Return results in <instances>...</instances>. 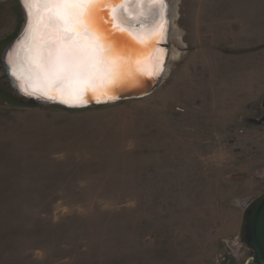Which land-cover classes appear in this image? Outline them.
<instances>
[{"label":"rangeland","instance_id":"rangeland-1","mask_svg":"<svg viewBox=\"0 0 264 264\" xmlns=\"http://www.w3.org/2000/svg\"><path fill=\"white\" fill-rule=\"evenodd\" d=\"M168 1L178 56L156 92L69 110L10 87L25 19L0 0V264H251L237 241L264 130L243 119L263 113L264 0Z\"/></svg>","mask_w":264,"mask_h":264},{"label":"snow or ice","instance_id":"snow-or-ice-1","mask_svg":"<svg viewBox=\"0 0 264 264\" xmlns=\"http://www.w3.org/2000/svg\"><path fill=\"white\" fill-rule=\"evenodd\" d=\"M27 21L24 33L6 54L7 71L26 95L86 103L85 94L108 95L110 86L162 71L151 61L152 45L163 34V23L134 34L117 19L123 7L130 19L164 0H22ZM144 28L143 25L140 26ZM131 37V43L127 38ZM136 45L141 47L137 48Z\"/></svg>","mask_w":264,"mask_h":264},{"label":"water","instance_id":"water-1","mask_svg":"<svg viewBox=\"0 0 264 264\" xmlns=\"http://www.w3.org/2000/svg\"><path fill=\"white\" fill-rule=\"evenodd\" d=\"M19 3L24 12V25L18 36L5 49L2 59L4 69L3 74L5 75L10 87L17 96L36 104L55 105L69 110H82L92 107L115 104L118 102L141 100L154 94L160 87L166 73L170 51L171 25L168 18L169 9L167 0H164L165 7L163 9H161L160 5L158 4L159 10L161 11L159 13L160 17L162 18L161 22L163 23V34L152 45L149 53V55L151 56V61L147 60L145 57L141 58L145 65L154 63L156 61H162V71H159L158 74L154 75H150L147 72H144L143 74H140L136 79H130L115 85H111V91L108 95H93L91 92H88L85 94V99L87 100L86 103H65L63 102V98L60 96H57L55 99H49L45 96H41L39 93L37 95H26L24 91L21 90L19 82L11 75L9 71H7L6 54L14 47L16 41L24 33L27 21V13L22 0H19ZM130 4L131 0H129V7ZM146 9H148V7ZM119 10L121 11V13L127 16L123 11V7L117 8V11ZM147 17H149V19L155 20V18H158L159 15L154 13L152 15H147L146 19H148ZM133 27L135 29H139L140 24L136 23V25ZM132 28H129V30L132 31ZM127 39L131 43H135L134 41H132L131 37H128ZM136 47L139 48L141 46L136 45ZM261 108L263 110V113L260 118H244L243 122L252 127L264 126V95L261 101ZM237 242L239 245H243L248 250L253 252L251 264H264V192L257 198L252 200L244 209Z\"/></svg>","mask_w":264,"mask_h":264},{"label":"bare ground","instance_id":"bare-ground-1","mask_svg":"<svg viewBox=\"0 0 264 264\" xmlns=\"http://www.w3.org/2000/svg\"><path fill=\"white\" fill-rule=\"evenodd\" d=\"M132 4H130V7H131ZM167 5H168V9H169V22H170V25H171V30H170V51H169V59L170 58H177L178 56V53L176 51L174 52H171V34L175 32V29L173 28V20H172V14H174V11L172 10V5L169 3V1L167 0ZM148 7V9H146ZM145 9H146V12H151V13H156L159 15L158 18H155V20L153 19H149V17H147L148 19H146V17H138L137 19L133 20V19H130L128 16H125L123 13H121V11H117V19L118 21L123 25V26H126L127 28H132L133 26L136 25V23L143 25L144 28L141 29V27L139 29H135L134 27L132 28V31L134 34H137L138 30L139 31H147L149 29H152V28H155L156 30H159V25L162 23V18L160 17V13L161 12L159 10V7H158V4L156 5H153L151 7H149L146 3V6H145ZM155 16V15H153ZM166 73H167V68H166ZM165 73V74H166Z\"/></svg>","mask_w":264,"mask_h":264},{"label":"crops","instance_id":"crops-1","mask_svg":"<svg viewBox=\"0 0 264 264\" xmlns=\"http://www.w3.org/2000/svg\"><path fill=\"white\" fill-rule=\"evenodd\" d=\"M263 127V130H264V126H262ZM249 129H262L261 127L260 128H256V127H251V128H249ZM250 133H254V132H252V130H251V132Z\"/></svg>","mask_w":264,"mask_h":264}]
</instances>
